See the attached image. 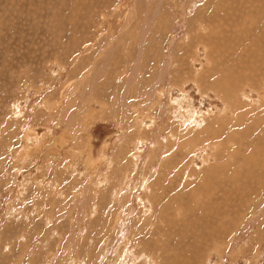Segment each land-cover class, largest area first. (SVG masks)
Segmentation results:
<instances>
[{
	"label": "rangeland",
	"instance_id": "obj_1",
	"mask_svg": "<svg viewBox=\"0 0 264 264\" xmlns=\"http://www.w3.org/2000/svg\"><path fill=\"white\" fill-rule=\"evenodd\" d=\"M0 264H264V0H0Z\"/></svg>",
	"mask_w": 264,
	"mask_h": 264
}]
</instances>
